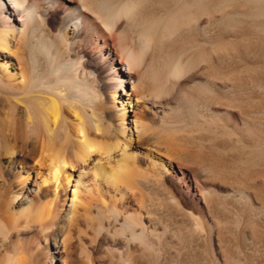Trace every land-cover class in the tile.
Masks as SVG:
<instances>
[{
    "label": "bare ground",
    "instance_id": "obj_1",
    "mask_svg": "<svg viewBox=\"0 0 264 264\" xmlns=\"http://www.w3.org/2000/svg\"><path fill=\"white\" fill-rule=\"evenodd\" d=\"M67 1L73 6L43 39L55 0H0V264H46L50 239L59 264H96L91 246L100 240L108 264H164L160 215L180 212L183 228L207 227L180 209L168 182L173 161L142 145V120L125 119L150 106L170 146L192 151L210 176L236 179L229 198L264 221L254 205L264 198V0ZM86 15L117 38L95 54L126 102L117 108L112 96L114 129L96 115L91 71L75 50ZM196 182L184 192L214 208L215 194ZM253 220L243 224L262 241Z\"/></svg>",
    "mask_w": 264,
    "mask_h": 264
},
{
    "label": "rangeland",
    "instance_id": "obj_2",
    "mask_svg": "<svg viewBox=\"0 0 264 264\" xmlns=\"http://www.w3.org/2000/svg\"><path fill=\"white\" fill-rule=\"evenodd\" d=\"M72 4L73 3H70L67 0H55V5L52 8V10L48 11V13H46V15L44 16L46 18L44 27L47 26L46 28L48 30L46 29L44 31L45 35H44L43 39H46L47 35L49 37L48 32H52L55 30V28L59 24L61 13L63 11H66V9L68 10L70 7H72L73 6ZM83 19H84L82 21L83 24L81 25V28H80L81 31L79 32L80 34L78 33L77 39H76V47H75L76 54L82 57V60L85 61L84 64L85 65L87 64V70L91 71L90 72L91 73L90 78H91V76H92V78L91 79L89 78L90 79L89 81H91V85H94V86H91V89H90V95H92L91 103H92L93 108H94V105L96 106L94 110L97 112L96 113L97 117L99 118V120H101L100 122L102 124L104 122L110 123L111 128L114 126L112 128V129H114V128H116L115 125L117 123V120H116V117H114L115 115L113 113V109L111 108V106H112L111 103L113 101V97L114 96L116 97L114 105H115V107L118 106L117 108H119L120 105L125 101L118 98V97L123 96V95L122 96L119 95L121 93V92H119V90L115 94L113 93V92H115L114 91L115 90V84H114L115 81L113 82V80H112L114 73L111 72L109 75L107 70H105L106 68L103 64L96 63L97 58L95 57V54L97 53V49L98 50L100 49L101 44L104 47H106L107 45L108 46H117V38H116V36H114L115 33H113V32L110 33L108 31H105V28L102 25H100L101 23H99L98 21L95 22L96 20L93 17L86 15ZM121 21H119L120 23H118L119 26L123 22V21L122 22ZM93 22L96 23L98 27H100V29L97 30L96 32H95V30L90 29V28H92L91 27L92 24L94 26ZM89 31H93V32H90L91 37L88 38L87 32L89 33ZM224 32L226 35L228 34L227 36H229V37H235L233 35H237L236 31L234 29H232L231 27L224 28L223 33ZM100 51H102V50H100ZM136 74H137V71L132 70L131 73H126V76L128 79H130V78L134 79L133 77H135ZM187 78H188V76H186L183 81H185ZM145 82L149 86L153 85L152 79L149 78V75H147L145 77ZM124 86H126V87L129 86V83L127 81H125ZM92 88H94L95 90ZM92 90H94V91H92ZM117 95H118V97H117ZM94 97H96L95 98L96 100L94 99ZM165 99L164 100L160 99V101L163 100V102H167L168 99L167 100H165ZM129 108L131 110V107H129ZM148 108H146V110H144L142 112L140 111L141 113H138V114L137 113L132 114L131 112L130 113L128 112L127 116L125 118L126 121L129 122V121L133 120L135 117H137V118L139 117L138 119L142 120V122L146 126L145 130L143 131V133L144 132L145 133H144L142 141H141L142 145H146V146L152 145V148L155 151H157L159 153L161 152L163 155L169 157L173 161L172 162V165H173L172 169L174 170V173H173V175H169L170 181H168V182L171 184L170 188H172V191H173L172 193H174V195L176 194L175 196L180 200V203H181L180 209L190 211L193 214L195 213V215L199 219L202 218V220L200 219V221L202 222V226L205 225V223L207 224V225H205L207 227L203 226V228H201V229L194 230L192 228L190 230V228H183L182 222L184 221V219L181 216V214L178 215L180 212H177V214L175 212V213H173V215L168 214V213H163L162 215H160V219L163 220V221H161L162 224H160V227L161 226L162 227L157 228L158 231L160 230L159 232H160V241L161 242L159 241V244H160L159 248L162 247L160 249V253H161L160 257L163 256L160 258V260L164 264H167L166 262H170V264L176 263L177 259H178L177 264H179V263L180 264H188L187 262H189V264H227V263L228 264L229 263H231V264H245V263L246 264H264V255H263L264 254V240H263L264 238L261 241L262 237H260L259 235L258 236L253 235V232L251 231L252 228H250L249 223L243 224V223L249 222L250 220H253V218H255L253 220V222L255 221L254 222L255 227H256L255 229L259 233V232L264 231L263 219L256 218L255 216L247 215V213L243 207L244 205L242 203L240 204L238 201H233L232 197L229 198L230 196H228V193H230V191H229L230 188L234 185H237L238 181L236 179H228V180L225 179L224 180L221 178H214L213 176H210V174L212 175L210 170H208V169L206 170L204 168L202 169V167L197 164V162L194 158L195 154H193L192 151L181 150L179 148H175L174 146H170V142L172 143V140H169L165 136V133H166L165 128L167 127L166 124H164V122H166L165 119L161 116V113L159 111L157 112V110H159V109H157V107L153 108L150 106ZM99 112H100V114H99ZM206 146H207V148H206ZM193 149L196 150V148H193ZM205 150L208 151V144L205 145ZM204 153H205V151H204ZM225 155H224V157L226 158L225 160H228V159L231 160L230 158L232 155H230L229 151H226ZM199 167H201V169ZM196 177L198 178V180H196L197 179ZM181 179L183 180V183H181ZM192 179H194V182L197 181L196 183H201L205 187L208 186V190H210V192L212 194L211 197L215 194V198H214L215 203L213 204L214 208L211 207L209 210L205 209L203 207L202 203H200L196 197L192 196L190 193L184 192L186 189L185 188L186 185L190 186V184H191V187L192 188L194 187V185L192 183ZM258 179L259 178H257L256 181H258ZM204 180H206V181L208 180V181L206 182ZM216 181H217V184L214 183ZM207 183H208V185H207ZM214 188L216 190H214ZM262 198L263 197H258V198L256 197L254 200V205L257 207V210L260 213V217L263 218L264 217V213H263L264 212V206H262V205L264 204V202H263L264 198L263 199ZM218 199H220V200H218ZM217 200H218V203H217ZM227 201H228V205H227V203H225ZM230 202H232V203L230 204ZM217 205L219 206V208L216 207ZM236 206H238V207H236ZM240 206L243 207V209L242 208L240 209ZM215 207H216V210H215ZM232 207H233V209H232ZM220 208H222V209H220ZM209 211H211L212 213H209ZM244 212L246 213V216L248 217V219L250 218L249 220L247 219V217L245 218L242 216V214L245 216ZM215 213L219 216L215 215ZM231 214H233V215H231ZM168 215L169 216L171 215V217H169ZM173 216L177 219L174 218L172 221ZM180 217H181L182 221H180V219H178ZM223 217L226 219H224ZM168 218L169 219L171 218V219L168 220ZM246 219H247V221H245ZM228 220H230V221H228ZM175 222H176V224H175ZM212 222H215V224L216 223L217 224L212 225ZM258 222H260V223H258ZM244 225H246V227ZM257 225H258V228L261 227L262 231L257 228ZM168 226H169V228H168ZM180 226H182L183 229ZM225 226L226 227L228 226V227L226 228ZM240 226H242V227H240ZM243 226H244V229H243ZM247 228H248V230H246ZM177 230L179 231L178 232L179 234L177 233ZM185 231H187V232H185ZM161 232H162V234H161ZM172 232H175L178 235L176 234L177 235L176 236L175 233H172ZM180 232H181V234H182V232H185V233L180 235ZM185 234L188 235V239H187V235H185ZM243 234H245V236ZM184 237L186 238V240ZM171 239H173V240H171ZM176 239H178V240H176ZM181 240H182V242H181ZM183 240H184V242H183ZM252 240H253V242H252ZM255 240L257 241L256 244H254ZM166 241H168V242H166ZM170 241L172 242L171 244H170ZM246 241H248L249 244ZM86 242H88L87 239H86ZM189 242H190V244H189ZM161 243L164 244V247L162 246ZM181 243H184V245ZM166 244L167 245L170 244V246L168 245L169 247H166L167 246ZM180 244H181V247L177 248V246H180ZM42 245L44 246V244H42ZM173 245H175V246H173ZM91 248H92L91 249L92 250V257L95 260L96 264H100V263L101 264H108V259L106 256H104L105 254H104V249H103L104 248V242L103 241L101 242V240H100L97 244L92 245ZM163 248L164 249L166 248L165 249L166 251L167 250H170V251L166 252ZM168 248H170V249H168ZM175 249H181V250H175ZM251 249H253V250H251ZM48 252H49L50 257H48L46 259V264H59L60 263L59 255L57 254V252L55 250V245H54L53 239H50V242H48ZM170 252H171V254H169ZM167 254H168V257H167ZM180 254L182 257L180 256ZM243 254L245 255V257ZM169 255L170 256L172 255V258H173V259L171 258V261L173 260L172 262L169 261L170 260ZM176 255H177V257H176ZM246 255L249 257H247ZM100 257H101V259H100ZM234 257H236V258L234 259ZM232 258H233V260H232ZM182 259H183L184 263H182ZM99 260H100V262H99ZM185 261H186V263H185Z\"/></svg>",
    "mask_w": 264,
    "mask_h": 264
}]
</instances>
